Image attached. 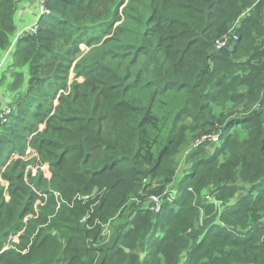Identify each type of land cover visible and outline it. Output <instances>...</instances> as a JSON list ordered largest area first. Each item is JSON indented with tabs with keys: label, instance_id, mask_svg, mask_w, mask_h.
I'll return each instance as SVG.
<instances>
[{
	"label": "trees",
	"instance_id": "obj_1",
	"mask_svg": "<svg viewBox=\"0 0 264 264\" xmlns=\"http://www.w3.org/2000/svg\"><path fill=\"white\" fill-rule=\"evenodd\" d=\"M20 1L0 0V53L17 30ZM97 1L44 0L48 14L39 27L42 36L61 34L78 50L81 44L107 45L114 58L107 64L82 59L68 75L73 60L52 52L41 36L19 42L18 57L22 52L35 61L59 60L67 70L62 81L34 78L26 109L0 135V264H264V113L258 109L264 108V0H149L159 12L147 8L148 14L137 5L144 0H111L102 10L93 6ZM247 10L251 16L230 42L231 58L219 55L216 41ZM167 32L176 35L182 54L163 45ZM117 34L138 37L125 51ZM185 34L189 42L183 47L179 39ZM117 56L156 73L154 94L164 82V129L151 107L118 85L123 77ZM110 70L117 72L113 85ZM103 75L106 82H100ZM70 77L95 83L78 90L74 82L54 111L43 99L54 101ZM255 101L259 107L250 113ZM182 123L209 128L206 134L219 135V142L190 145L178 198L154 212L145 201L172 191L176 157L188 139L182 127L177 130ZM140 182L142 193H134ZM96 187L108 191L98 205L91 197ZM204 190L209 192L203 198ZM129 193L139 202L107 241L102 226L112 223ZM15 238L28 252L10 246Z\"/></svg>",
	"mask_w": 264,
	"mask_h": 264
},
{
	"label": "rangeland",
	"instance_id": "obj_2",
	"mask_svg": "<svg viewBox=\"0 0 264 264\" xmlns=\"http://www.w3.org/2000/svg\"><path fill=\"white\" fill-rule=\"evenodd\" d=\"M128 1L129 0H124L126 4ZM110 2L111 0H98L96 3L94 2L92 3L93 6H98V9L102 10ZM137 5L142 7L140 8V11H142L145 14H148L149 10H155L157 13L159 12L157 4L155 3L151 5L149 0L141 1ZM122 8L123 7L120 8V12L122 11ZM147 8L149 10H147ZM46 14H47L46 9H44V0H21L16 7L14 21L17 30L11 37L10 46L6 50L0 53V135L6 128V125L9 123V121L15 119L16 115L20 114L21 111L26 109L29 99L27 95L30 93V90L33 87V85H36V83L34 82V78H45L47 76L51 79H55V80L60 79V81H62V79L66 77L67 68L65 66H61L60 65L61 61L59 60L57 63H53L54 60H49L46 58L40 59L39 61H35L32 57L28 55H27L28 58L25 55H22L23 54L22 52L18 57L17 51L21 39L30 36H36L35 38L39 41V37L41 36L40 42L43 41L50 48V50H52V52H56L55 54H59V55L66 54L69 60H73L70 68L68 69L69 70L68 75H70V73L72 72H75L76 64L79 62V60L82 59L87 58L95 63H101L103 65L114 60V58L112 57L113 53L109 51V47L107 45L90 44L87 46V44H81L78 50V47H74L73 43L71 42L69 43L61 34L42 36L39 27V20L42 16ZM250 16H251L250 10H247L244 13H242L241 17L238 18L236 21L234 22L232 21L228 23L227 31L224 34H222V37L219 39L220 41L219 43H217L218 41H216V44L220 45V43H222L224 44L225 47H228L230 50H232L230 47V42L232 41V39L238 38L240 29L243 26V20L246 17H250ZM104 17H105L104 15L100 16L98 21L100 23L103 22ZM119 23L125 24L124 20H121ZM175 36L176 35L170 32L162 33L161 38L163 45L167 47L170 46L172 50L177 51V54L179 53L182 54V46L180 44L179 45L177 44V41H175ZM113 37L118 39L117 42L119 44L118 47L121 50L127 51L129 45L138 37V35L117 34L114 35ZM179 41L181 44H183V47L186 46V44L189 42L187 34L180 37ZM199 49L200 48H198L197 46L193 48L191 52H194ZM54 58L56 57H52V59ZM228 58L230 59L231 56ZM126 59H128L127 56L116 57V60H122L120 71L123 77V81L121 82L119 81L118 85L121 88H128L129 93L132 94L135 97V99L140 101L145 107H151L152 108L151 113L153 115H156L160 119L161 121L160 127L164 129V124L168 120V114L164 113L163 108L159 104L160 100L163 102L167 101L169 95V92L165 88L164 82H162L161 86L158 88L157 91L159 92L154 94V89L152 88V86L153 83H157V80H155V77L157 76L156 73L152 70L150 72H147V70L144 69L143 63L139 60L135 63L133 62V64L130 65ZM116 73L117 72L113 70L109 71L110 77H113V80L108 81V83H110L111 85H113L117 80V78L115 77ZM181 73H184L183 69ZM99 78H100V82H106L107 79H109L105 75ZM148 81H153V82L147 84ZM74 82H77L80 85V87H77L78 90H81V87H83V85H86L87 87H89V89H91L92 85H89V83L93 85L95 83V81L92 78L85 80V77H82L75 80L72 77H70L66 89H60L57 92L54 101L50 97L43 99L45 96L44 95L45 92H43L44 94H41V99H43V102L46 104H52V109L56 111L57 109L60 108V106L63 103V100L61 99L62 94L69 95L71 91V85ZM46 87H47L46 93H51L54 90V88L51 85H48ZM169 90L172 91L171 89ZM242 90L243 89L240 88L239 93H242ZM95 94L99 95L97 90L95 91ZM90 97L91 96H88L83 99V107L86 113L88 112V106H89L88 98ZM96 103L98 107L101 106L99 96H98V100H96ZM257 103L258 101H255L253 107L251 108V110H249L250 113L253 112V109L255 107L256 108L259 107ZM258 109H260V111L264 113L263 105H260V108ZM233 110H234V105L231 103L229 108V113L231 114ZM5 118L7 119V123H5L4 121ZM44 127L45 126H41L40 131ZM180 127H182V129L184 130L188 139L186 146L180 151V153H178L176 157L177 162L180 163V166L178 169L176 181L172 186V190L177 189V186L183 177V171L187 168L188 165L187 159L188 156L190 155V151L192 150L189 149L190 145H192V143L197 138V136H201L204 133H210L208 132L210 130L207 127L205 128L200 127L197 130H193V124L189 128L182 123L181 126H178L177 128L178 131L180 130L179 129ZM152 136L154 138V135ZM209 149L210 150L212 149L211 146L209 147ZM28 169L31 170L33 173H36L37 171V169L34 166H30ZM43 171L45 173V178L47 179L51 178V174L48 175L45 167L43 168ZM140 185L141 182L138 184V187L135 189L134 193H140V194L142 193L140 191L142 189V186L140 187ZM104 192L106 193L108 191H106L105 188L96 187L91 194V197L93 198L92 204L98 205L106 195L104 194ZM208 192H209L208 190L203 191L202 193L203 198L204 195ZM134 193H129L125 196L122 205L119 207V209L116 212V215L111 219L112 223L110 224L108 222L107 224H104L102 226L103 227L102 235H105L107 237V241L112 238L115 225L125 224L130 220L131 214L135 208L133 204L139 202L137 198L132 197ZM166 195L165 198H164V194H162L161 196L152 195L146 199L145 205L148 206L152 203V205L154 206L155 204H159L162 207L164 202L166 201L170 202L173 199L171 198V196H168L170 195V192L166 193ZM153 197H158L159 202L155 203ZM167 197H169V200ZM177 198L178 196L174 197V199ZM35 218H38V216H35ZM11 245H14L12 246L13 249L19 253L20 251L22 254L28 252V248L22 249L20 247L21 245L20 238L19 239L15 238L13 242L10 244V246ZM7 249H9V246H6L4 251H6Z\"/></svg>",
	"mask_w": 264,
	"mask_h": 264
},
{
	"label": "built area",
	"instance_id": "obj_3",
	"mask_svg": "<svg viewBox=\"0 0 264 264\" xmlns=\"http://www.w3.org/2000/svg\"><path fill=\"white\" fill-rule=\"evenodd\" d=\"M45 9V7H44ZM46 13L48 14V11L46 10ZM220 41H218L217 43H219ZM224 44L220 43V45L217 44V49L223 47ZM5 123H7V119L5 118ZM219 142V135H216V134H203L201 135L199 138L196 139V141H194L192 143V148H198V147H201L203 145H206V144H217ZM166 194V193H165ZM154 196V195H153ZM168 196H171V198L174 199L175 196H178V191L177 190H172L170 191V195ZM78 200H82L84 202H87L88 201V197H82V196H78L77 197ZM172 199V200H173ZM208 199H211L210 197H208ZM153 200L155 201V203H158L159 202V198L158 197H153ZM168 200H169V197H168ZM149 209L151 211H154V212H160L161 211V206L159 204H155L154 205H151L149 207Z\"/></svg>",
	"mask_w": 264,
	"mask_h": 264
},
{
	"label": "water",
	"instance_id": "obj_4",
	"mask_svg": "<svg viewBox=\"0 0 264 264\" xmlns=\"http://www.w3.org/2000/svg\"><path fill=\"white\" fill-rule=\"evenodd\" d=\"M217 53L221 56L228 58L231 56L232 51L228 47L223 46L218 49Z\"/></svg>",
	"mask_w": 264,
	"mask_h": 264
},
{
	"label": "clouds",
	"instance_id": "obj_5",
	"mask_svg": "<svg viewBox=\"0 0 264 264\" xmlns=\"http://www.w3.org/2000/svg\"><path fill=\"white\" fill-rule=\"evenodd\" d=\"M217 51H218V49H217ZM217 51H216V52H217Z\"/></svg>",
	"mask_w": 264,
	"mask_h": 264
}]
</instances>
